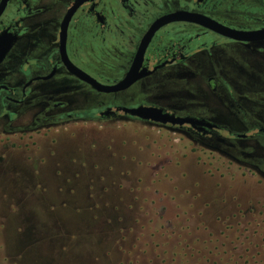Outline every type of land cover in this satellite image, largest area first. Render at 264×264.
I'll use <instances>...</instances> for the list:
<instances>
[{
	"label": "rangeland",
	"instance_id": "rangeland-1",
	"mask_svg": "<svg viewBox=\"0 0 264 264\" xmlns=\"http://www.w3.org/2000/svg\"><path fill=\"white\" fill-rule=\"evenodd\" d=\"M249 155L132 120L0 140V264H264Z\"/></svg>",
	"mask_w": 264,
	"mask_h": 264
},
{
	"label": "flooded vegetation",
	"instance_id": "flooded-vegetation-1",
	"mask_svg": "<svg viewBox=\"0 0 264 264\" xmlns=\"http://www.w3.org/2000/svg\"><path fill=\"white\" fill-rule=\"evenodd\" d=\"M226 29L264 30V0H0V140L148 122L122 110L150 107L209 125L171 127L194 142L256 148L264 164V38Z\"/></svg>",
	"mask_w": 264,
	"mask_h": 264
},
{
	"label": "water",
	"instance_id": "water-1",
	"mask_svg": "<svg viewBox=\"0 0 264 264\" xmlns=\"http://www.w3.org/2000/svg\"><path fill=\"white\" fill-rule=\"evenodd\" d=\"M206 26H210L206 24ZM211 27V26H210ZM224 35L237 39V40H242V39H259V38H264V30L255 32L253 34H246V33H238V32H233L231 30H227L224 32ZM132 80H134V77H126L122 80V82L116 86L112 87H100L101 90H106V91H111V90H116L118 88L127 86ZM122 112L124 114H128L130 116L136 117L138 119L148 121L154 124L158 125H169V127L173 126H181L182 124H189L191 127L195 125H201V126H207L209 125L205 124L204 122H201V120H197L194 117H175L172 114H168L164 112L163 110L156 109V108H150V107H137L133 109H123Z\"/></svg>",
	"mask_w": 264,
	"mask_h": 264
}]
</instances>
